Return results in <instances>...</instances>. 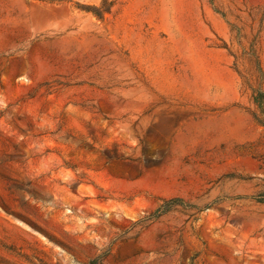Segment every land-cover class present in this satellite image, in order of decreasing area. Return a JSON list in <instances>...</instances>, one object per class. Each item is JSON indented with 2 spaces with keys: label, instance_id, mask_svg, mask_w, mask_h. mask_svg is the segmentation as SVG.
<instances>
[{
  "label": "rangeland",
  "instance_id": "rangeland-1",
  "mask_svg": "<svg viewBox=\"0 0 264 264\" xmlns=\"http://www.w3.org/2000/svg\"><path fill=\"white\" fill-rule=\"evenodd\" d=\"M107 1L0 0V264H264V0Z\"/></svg>",
  "mask_w": 264,
  "mask_h": 264
},
{
  "label": "trees",
  "instance_id": "trees-1",
  "mask_svg": "<svg viewBox=\"0 0 264 264\" xmlns=\"http://www.w3.org/2000/svg\"><path fill=\"white\" fill-rule=\"evenodd\" d=\"M110 10V3L107 0H103V4L100 9L93 11V15L97 18L102 19L103 15L107 14ZM255 69L257 73V83L253 87L252 91V104L255 108V111L251 113V117L253 121L259 125L264 127V91H263V84H264V74L260 67V63L257 58H254ZM182 204L180 200H170L166 202L163 206L158 208L155 212H153L148 220H158L161 217L167 215L168 213L172 212Z\"/></svg>",
  "mask_w": 264,
  "mask_h": 264
}]
</instances>
